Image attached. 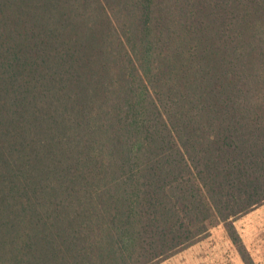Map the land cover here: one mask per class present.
Masks as SVG:
<instances>
[{
  "label": "trees",
  "instance_id": "16d2710c",
  "mask_svg": "<svg viewBox=\"0 0 264 264\" xmlns=\"http://www.w3.org/2000/svg\"><path fill=\"white\" fill-rule=\"evenodd\" d=\"M264 204V0H0V264H160Z\"/></svg>",
  "mask_w": 264,
  "mask_h": 264
},
{
  "label": "rangeland",
  "instance_id": "374dc122",
  "mask_svg": "<svg viewBox=\"0 0 264 264\" xmlns=\"http://www.w3.org/2000/svg\"><path fill=\"white\" fill-rule=\"evenodd\" d=\"M244 249L254 264H264V204L233 223ZM160 264H244L223 225L194 246Z\"/></svg>",
  "mask_w": 264,
  "mask_h": 264
}]
</instances>
